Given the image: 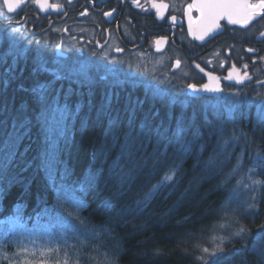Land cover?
I'll return each instance as SVG.
<instances>
[{
  "label": "trees",
  "instance_id": "obj_1",
  "mask_svg": "<svg viewBox=\"0 0 264 264\" xmlns=\"http://www.w3.org/2000/svg\"><path fill=\"white\" fill-rule=\"evenodd\" d=\"M4 53L0 223L45 224L69 233L65 264H263L251 251L257 234H264L258 205L250 209L246 197L235 199L239 186L227 176L231 164L224 153L217 155L225 112L172 110L151 99L146 108L125 93L106 107L93 92L81 102L41 100L36 92L50 88L42 82L45 74L19 76L14 56ZM31 88L38 102L27 93ZM171 117L182 122L183 132L160 131ZM141 123L145 132H135ZM136 134L145 149L134 144ZM170 171L173 180L161 185ZM64 187L75 198L64 201ZM74 201L83 203L79 211ZM240 227L249 230L247 247L233 235ZM221 239L223 252L217 250Z\"/></svg>",
  "mask_w": 264,
  "mask_h": 264
},
{
  "label": "flooded vegetation",
  "instance_id": "obj_2",
  "mask_svg": "<svg viewBox=\"0 0 264 264\" xmlns=\"http://www.w3.org/2000/svg\"><path fill=\"white\" fill-rule=\"evenodd\" d=\"M48 2L62 8L42 11L32 0H26L15 13L5 9V14H0V50L14 56V70L19 76L45 74L42 82L50 88L36 92L41 100L54 96L65 103L81 102L93 92L94 100L106 107L125 93L141 100L146 108L151 99L179 111L212 109L204 103L223 100L225 131L263 134L257 147L264 154V36L260 35L264 17H258L246 28L222 20L220 29L199 40L189 32L187 15V6L195 0H138L139 7L136 0ZM153 3L168 6L161 9L163 18ZM191 14L195 25L199 12L193 9ZM172 16L176 17L175 22ZM249 48L254 51H247ZM76 70L85 71L87 76L77 75ZM153 73L164 82L170 92L168 97L160 98L151 92ZM208 73L219 78L223 91L193 95L189 85L200 88L214 83ZM230 73L233 78L227 79ZM244 73L250 79L237 82L236 77ZM27 93L32 96V88ZM34 99L39 100L35 96ZM116 119H111V132L117 131ZM160 124L161 132L183 129L182 122H175L173 117ZM141 127L145 131L144 123L137 130Z\"/></svg>",
  "mask_w": 264,
  "mask_h": 264
},
{
  "label": "rangeland",
  "instance_id": "obj_3",
  "mask_svg": "<svg viewBox=\"0 0 264 264\" xmlns=\"http://www.w3.org/2000/svg\"><path fill=\"white\" fill-rule=\"evenodd\" d=\"M2 42L0 38V48H2ZM76 71H78L77 75L85 74L87 76L85 71ZM161 80L157 78L156 74H150L149 88L154 95L165 98L170 95V92L164 88V82ZM204 106L220 111L225 109L223 100L208 101L204 103ZM135 132L145 131L141 127ZM180 132H183V129ZM262 135L251 134L250 136L247 132L225 131L217 155L224 153L225 163L231 164L227 176L229 179H235L239 186L235 191V199L239 200L240 197L245 199L246 197L244 202L248 208L249 205L257 204V216L264 220V205L260 208L261 194L264 192V154L259 153V148L256 147L263 138ZM141 138V135L138 134L134 139V144L145 149L146 145L143 141L136 143ZM63 189L64 193H61L60 196L61 198L63 196L64 201L69 200L70 197L75 198L74 193L66 191L65 187ZM16 223L17 221L0 223V264H65L66 252L62 251V246L68 239L69 233L62 231L61 228L57 229L45 224L31 227ZM262 248H264V244H262ZM262 261L264 264V259Z\"/></svg>",
  "mask_w": 264,
  "mask_h": 264
},
{
  "label": "snow or ice",
  "instance_id": "obj_4",
  "mask_svg": "<svg viewBox=\"0 0 264 264\" xmlns=\"http://www.w3.org/2000/svg\"><path fill=\"white\" fill-rule=\"evenodd\" d=\"M70 2V0H69ZM26 3V0H3V3L0 4V14H5L4 10L6 9L7 13H15L18 9L22 7ZM32 3L36 4L42 11H48V9L60 10L62 5L60 4H51L48 0H32ZM137 6L139 7L138 0H136ZM152 7L157 9L158 14L163 18V13L161 9H166L168 6L166 4H157L153 3ZM195 9L199 12V18L196 20L195 25L193 24L192 10ZM105 15L110 16L111 13H105ZM187 15L189 20V32L199 40H204L206 36L211 33L217 31L221 28L220 21L226 20L231 25H240L241 27H248L254 20H257L258 17H264V0H196L193 4H189L187 6ZM171 20L173 22L176 21V17L172 16ZM66 30V29H65ZM19 31V29H16ZM261 36H264V31L260 32ZM160 44V41H157V45ZM249 52H253L254 49H247ZM261 59H264L262 57ZM176 66H180V61H176ZM199 68V65H196ZM233 67H235L233 65ZM245 69L248 67L247 64L243 66ZM200 71H204V69H200ZM210 81H214V83L210 82L208 84L202 85L198 88L195 84L189 85V87L194 92L199 91H209V92H218L223 91V89L219 86V78L212 76L211 73H208ZM232 74L230 73L227 79H232ZM249 78L247 73H244L243 76H237V82L242 83L244 79ZM261 120L264 121V115L261 116ZM174 178V172H169L164 175L161 185L167 186L169 181H172ZM158 186H154V189ZM76 210L79 211L81 207H83V203L81 201H74ZM254 205H249V208H254ZM70 215V214H69ZM249 230L240 227L238 231H236L233 235L235 237H239L242 241H244L245 247H247V243L245 240V235ZM231 239V237L229 238ZM258 243L252 245L251 251L252 253L259 255L262 259H264V248L260 247V244H264V234H257L255 238ZM223 239H221V243L217 245V250L219 252H223ZM51 251V250H49ZM205 253L208 252V249L205 248L203 250ZM43 254V253H42ZM217 254L216 251L210 253V255L215 256ZM203 259V257H200ZM108 264H111L109 261Z\"/></svg>",
  "mask_w": 264,
  "mask_h": 264
},
{
  "label": "water",
  "instance_id": "obj_5",
  "mask_svg": "<svg viewBox=\"0 0 264 264\" xmlns=\"http://www.w3.org/2000/svg\"><path fill=\"white\" fill-rule=\"evenodd\" d=\"M195 2H196V0H195ZM194 92L192 89H190V92ZM203 93H208V91H199V92H195V93H193V95H202ZM219 95V94H218Z\"/></svg>",
  "mask_w": 264,
  "mask_h": 264
}]
</instances>
